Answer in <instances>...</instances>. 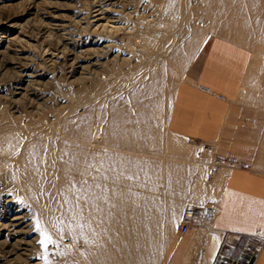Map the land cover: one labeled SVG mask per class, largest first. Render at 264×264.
Instances as JSON below:
<instances>
[{
	"label": "rangeland",
	"instance_id": "1",
	"mask_svg": "<svg viewBox=\"0 0 264 264\" xmlns=\"http://www.w3.org/2000/svg\"><path fill=\"white\" fill-rule=\"evenodd\" d=\"M261 5L262 0H0V109L21 122L12 125L14 131H36L25 117L49 121L69 115L103 120L111 115L136 126L137 134L120 133L116 147L108 148L104 264H161L170 210H160L155 196L157 211L142 210L148 191L167 198L168 206L180 198L205 203L237 162L215 156L211 146L174 132L168 122L177 86L215 36L252 50V67L260 75L245 81L241 99L251 102L264 136ZM139 19L148 25L142 27ZM154 31L167 39L143 46L142 33ZM81 91L83 104L70 113ZM144 128L147 133L140 134ZM22 141L24 150L31 140ZM259 145L258 155L248 157L264 172V138ZM63 240L71 242L68 236ZM40 241L29 199L0 182V264L57 260L56 244Z\"/></svg>",
	"mask_w": 264,
	"mask_h": 264
},
{
	"label": "crops",
	"instance_id": "2",
	"mask_svg": "<svg viewBox=\"0 0 264 264\" xmlns=\"http://www.w3.org/2000/svg\"><path fill=\"white\" fill-rule=\"evenodd\" d=\"M261 6L264 16V0ZM252 66L247 45L215 36L177 86L168 114L171 129L211 146L215 156H233L237 162L205 203L180 198L168 206L166 197L158 203L160 210H170L161 264H264V172L253 168L248 157L258 155L264 136L251 102L241 99L245 81L260 75ZM186 206L211 207L214 215L195 221L180 235L176 227Z\"/></svg>",
	"mask_w": 264,
	"mask_h": 264
},
{
	"label": "bare ground",
	"instance_id": "3",
	"mask_svg": "<svg viewBox=\"0 0 264 264\" xmlns=\"http://www.w3.org/2000/svg\"><path fill=\"white\" fill-rule=\"evenodd\" d=\"M137 22L142 27L148 25L141 19ZM142 34L146 39L142 41L143 46L147 45L148 40L165 41L168 37V34L159 31ZM144 53L147 54L143 52L140 55ZM106 71L110 72V69L106 68ZM99 90L107 91L102 87ZM81 93L76 96V103L70 107V113L83 104ZM62 118L48 121L25 117L23 121L27 127L36 131L28 135L22 132L21 135L11 128L21 122L1 110L0 182L3 187L13 186L17 196L29 199L40 239L43 240V234H47L56 244L54 254L57 260L46 259L42 264H104L108 148L116 147L117 140H114L119 139L120 133L137 134L136 126L125 122H120V125L111 115L107 120L101 116L91 118L89 115ZM41 130L46 134H41ZM147 131L144 128L139 133ZM23 138L31 140L24 150L20 148ZM13 160L16 164L12 163ZM164 181L165 178L158 180L159 183ZM150 190L146 205L142 203V210L148 214L153 208L152 198L155 196L154 204L163 199L160 193L155 194ZM156 211L154 209L153 213ZM211 215H214V211ZM67 236L71 242L63 240ZM78 245H83L84 249H77Z\"/></svg>",
	"mask_w": 264,
	"mask_h": 264
},
{
	"label": "built area",
	"instance_id": "4",
	"mask_svg": "<svg viewBox=\"0 0 264 264\" xmlns=\"http://www.w3.org/2000/svg\"><path fill=\"white\" fill-rule=\"evenodd\" d=\"M213 212V209L211 207H195V206H186L179 218L178 224H177V232L180 235H184L191 225L199 220H205L209 217H211V213Z\"/></svg>",
	"mask_w": 264,
	"mask_h": 264
},
{
	"label": "snow or ice",
	"instance_id": "5",
	"mask_svg": "<svg viewBox=\"0 0 264 264\" xmlns=\"http://www.w3.org/2000/svg\"><path fill=\"white\" fill-rule=\"evenodd\" d=\"M44 235V239L40 241L41 244H47V243H54V241H52L51 237L47 234H43Z\"/></svg>",
	"mask_w": 264,
	"mask_h": 264
}]
</instances>
